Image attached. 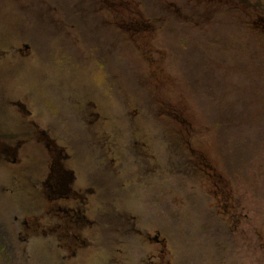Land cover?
I'll return each mask as SVG.
<instances>
[{
	"label": "rangeland",
	"instance_id": "rangeland-1",
	"mask_svg": "<svg viewBox=\"0 0 264 264\" xmlns=\"http://www.w3.org/2000/svg\"><path fill=\"white\" fill-rule=\"evenodd\" d=\"M36 1L0 0V46H20L22 33L28 31L23 28L33 20L31 12L43 10L57 17L56 21L37 20L39 29L47 32L34 40L39 50L34 49L20 65L14 64L11 85L29 93L34 124L55 129L50 135L68 145L69 168L73 169V141L78 145L84 138L85 143L96 144L107 134L124 146L120 145L121 164L100 156L101 161L84 165L79 174L85 179L105 173V187L92 182L111 192L95 197L94 205L123 206L126 214L136 217L137 228L158 236L163 246L134 236L125 239V246H112L113 235L106 229L111 241L98 243L107 250H79L73 260L70 244L20 238L21 221L28 219L31 224L35 215L53 204L36 195L49 169L44 168L48 153L31 142L30 205L28 212H0V264H119L124 251L135 262L142 255L141 264L145 255H156L157 261L159 254L171 264H264V37L250 25L251 15L222 11L211 15L205 0H144L157 12L168 1L185 5L195 21L162 22L146 36H125L112 19L106 27L109 37L93 21L94 16L105 22L98 16L107 12L101 5L88 0H72L68 5L45 0L30 11L29 3ZM256 9L257 16L264 15L259 6ZM62 33L66 37L60 39L57 34ZM118 38L122 45L117 47L113 43ZM111 39L114 47L105 57L101 52L104 47L109 51ZM164 107L192 122L190 145L176 134L180 123L172 114H161ZM227 114L225 122L229 124L233 117L236 123L219 128L217 119ZM11 115L9 111L0 119L17 125ZM80 124L94 128L86 131ZM36 131L29 127L30 137ZM92 146L87 147L91 156L100 151ZM141 151L150 156H141ZM199 154L209 157L212 173L188 164ZM141 161L140 179H135ZM109 167L119 174H111ZM221 175L232 183L222 191L217 189L224 183ZM36 205L42 211L33 212ZM234 207L240 213L237 220L232 216ZM16 218L13 237L8 239L7 223ZM46 222V233L53 235L47 229L52 223Z\"/></svg>",
	"mask_w": 264,
	"mask_h": 264
},
{
	"label": "flooded vegetation",
	"instance_id": "flooded-vegetation-1",
	"mask_svg": "<svg viewBox=\"0 0 264 264\" xmlns=\"http://www.w3.org/2000/svg\"><path fill=\"white\" fill-rule=\"evenodd\" d=\"M57 4L64 3L63 5H68L72 0H55ZM69 1V2H68ZM46 1L37 0L36 2L29 3V9L31 11L35 10L36 7L42 6ZM48 3H50L47 0ZM46 2V3H47ZM88 2L97 5H101L102 9L105 10L104 6H109L107 12H101L98 14L105 22L99 21L93 16V21L96 27H99L103 33L111 37V31L106 29L109 20L116 19L119 23L114 25L118 27L121 34L126 36V32L134 34L142 33L146 36L148 32H151L152 26L147 23L145 14L141 12V1L140 0H88ZM176 2H171L174 4ZM38 4V5H37ZM92 4V5H93ZM109 10H112L111 12ZM55 14L46 13L45 11L37 10V12H31L33 20H31L27 25L30 29L23 28L22 41L20 46H14L12 44L0 46V116L11 112L13 117L17 121V125L4 124L3 120L0 119V212H28L29 208V197H30V175H29V153L28 148L30 143H36L45 148V152L48 151L49 157L47 158V165L44 168L49 167L44 175V180L39 182L38 191L36 195L41 199H46L53 204L48 205L43 211L38 208V206H33L34 210L42 211V214L35 215L30 221L28 219L21 221L23 230L20 232V238L25 239H54L62 244L73 246V260L79 256V248L86 246L89 250H107L102 248L98 242L104 244L111 241L110 235H108V229L116 228L118 230V235L112 238L113 244H120V246L126 245V240L128 237L126 234L134 232V237L143 240L145 243L154 242L156 245L163 246L162 242L159 241L158 236L153 238L147 231L140 230L137 228L136 217L126 216V210L123 206H101L94 205V198L101 196V194H108L111 191L101 190L96 188L93 182H101L102 186L105 187L104 182L106 181L105 173L101 172L96 175V177H91L87 175L83 179L79 171L86 165L91 166L92 164H97L101 158L106 157L110 161H114L117 164H121L123 158L122 149L119 143H115L109 140V136L105 134L103 140L99 143H92L87 141L85 143L84 138L79 142L73 141V169L69 168L67 165V155L60 152L59 144L56 139L50 135V127L45 128L44 126H37L34 124V120H31V115L33 111L29 108V93L21 90L20 87L11 85L10 79L12 73L14 72V64L20 65V61L29 58L33 50H39L38 43L34 40L40 38L42 31L39 29V23L37 20L48 19L49 21H56L55 18H51ZM63 15V13H59ZM76 15V14H75ZM60 17V16H59ZM262 26L264 27V18L261 19ZM145 22V23H143ZM147 24L150 29L147 28ZM138 32V33H137ZM52 33V32H51ZM60 39L66 37V35L57 34ZM33 37V39H31ZM121 41L118 38L114 45L117 47L122 45L119 44ZM34 44V45H33ZM112 44V39L109 47V51L105 52V47L101 52L105 57L111 54V50L114 47ZM60 46V44L58 45ZM99 62L105 64V60L102 56L98 55ZM89 107V106H88ZM90 108V107H89ZM43 109V108H42ZM14 112V113H13ZM85 127L86 131L93 129V127ZM29 127H31L34 132L38 134L30 137ZM75 136V135H74ZM73 136V137H74ZM92 149H98L100 151H94L97 157L89 155L90 152L87 150L89 145ZM123 148L124 146L121 145ZM78 148V150H77ZM135 149L137 147L134 146ZM137 155V152L134 154ZM141 156L149 157L147 153L144 154L143 151L140 152ZM143 161V160H142ZM142 161L138 163L137 168H135V179H140V171ZM111 163V162H109ZM152 167V166H151ZM108 170L111 174H119V172H113L114 168L110 167ZM112 170V171H111ZM154 172L158 169L153 168ZM48 172V173H47ZM47 174L48 178H45ZM50 181L48 179H53ZM93 181V182H92ZM41 184V185H40ZM125 186V183H122ZM127 186V185H126ZM130 189V186H127ZM128 191V190H126ZM3 199H9L10 202L3 201ZM15 202V203H13ZM235 208V207H234ZM112 209V210H111ZM232 216L237 220L240 217V213L237 214L238 209ZM240 212V210H239ZM18 218V217H17ZM12 222L8 225L7 223V238L13 237L12 227L18 222ZM46 220L52 223L49 232L53 235L46 233L44 227ZM135 222L133 225L132 223ZM47 223V222H46ZM29 232H33L32 236L27 237ZM159 234L160 232L157 231ZM27 233V235H25ZM88 233V235H86ZM50 235V237H49ZM254 238V236H253ZM255 239V238H254ZM160 243V244H159ZM90 244V245H88ZM86 249V250H88ZM80 251H84L83 249ZM164 250H161L163 253ZM0 252V256H1ZM122 258L119 264H141V256L135 262L133 255L127 252L121 253ZM156 255L148 256L145 255L143 262L145 264H171V260H164L162 254L158 255L157 261L155 260Z\"/></svg>",
	"mask_w": 264,
	"mask_h": 264
},
{
	"label": "trees",
	"instance_id": "trees-1",
	"mask_svg": "<svg viewBox=\"0 0 264 264\" xmlns=\"http://www.w3.org/2000/svg\"><path fill=\"white\" fill-rule=\"evenodd\" d=\"M140 1H141V12L143 14H145V17L147 19H149V20H147V23L151 24L152 30H155L158 27H160L162 22L163 23L166 22V24H169L170 22L176 23L178 20L189 22L186 20L187 17L185 16V14L182 13L183 8L179 5H175V3L174 4H167V5H165L166 7L162 6V8L151 17L150 16V10H149L148 6L145 7L146 2H144V0H140ZM213 4L208 6L209 8L212 9V11L208 12V14L211 13V15H213V13L215 11H217L216 13H220V11H222V13L240 12L241 14H244L247 16L251 15V17L249 19L250 25L252 26V23L259 22L260 23L259 29L261 30V31H259V33L261 34L262 37H264V27L262 26V21H261V19L264 18V15L259 14L258 15L259 19H256L257 18V15H256L257 9L256 8H257V6H259L260 10H264V0H255V4H253L251 2V0H213ZM252 7H254V9ZM249 9H250L251 14L249 13ZM252 12L254 13V15H252ZM181 14H183V15H181ZM192 19L193 18H190V21ZM143 23H145V22H143ZM147 28L150 29L148 24H147ZM161 111H162L161 114L163 116H166L167 114L170 115V113H171L169 111V109H167L165 107L162 108ZM171 114L173 116L174 121L180 123V127H179L180 130L176 134L178 135V137L183 138L184 144L190 145L191 142H190V138H189L188 134L190 133L189 126H191L192 122H190L189 119H187L186 117H184L182 115L178 116L175 111H172ZM174 114H175V117H174ZM228 115L229 114H227L226 116H224L221 119H217L219 128H220L221 124H223V125L227 124V122H225V120L228 117ZM171 119H172V117H171ZM236 121L237 120L232 117L229 124L225 125L224 128L228 129V127L231 124L234 125L236 123ZM217 133L219 134V129L217 130ZM185 136H187V140H185V138H184ZM59 150H60V152L66 154L67 152H69L68 145H65V144L61 145L60 144ZM191 150L193 151V149H191ZM70 155H71V153H70ZM197 157L199 160L197 159L195 161V159ZM202 160H205V161L201 162ZM207 163H210L209 157H206V156L203 157V156H201V154H199V155L192 157V159L190 158L188 164L191 165L194 170L201 169L203 171V169L201 168V166H202L206 169L203 172H209L210 173L211 171L209 170ZM221 177H222L224 183L222 184V182H221L218 186L219 188H217V189H220V191H222L223 187L226 188V185L230 184L232 186V183L230 180L227 181V178H224L222 175H221ZM46 178H48V177H46ZM48 180L53 181L54 177H53V179H48ZM233 213H234V211H233ZM223 214H225V213H223ZM110 231L114 236L118 235V230L116 228H111Z\"/></svg>",
	"mask_w": 264,
	"mask_h": 264
}]
</instances>
